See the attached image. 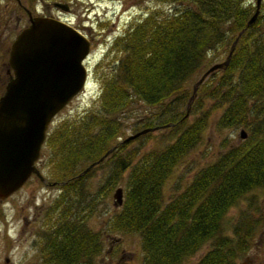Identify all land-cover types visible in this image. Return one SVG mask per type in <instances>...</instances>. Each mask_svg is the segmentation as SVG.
I'll list each match as a JSON object with an SVG mask.
<instances>
[{
	"label": "trees",
	"instance_id": "trees-1",
	"mask_svg": "<svg viewBox=\"0 0 264 264\" xmlns=\"http://www.w3.org/2000/svg\"><path fill=\"white\" fill-rule=\"evenodd\" d=\"M152 1L151 10L110 43L106 54L114 58L107 70L98 72L95 64L99 94L90 109L60 121L44 139L48 170L42 176L59 191L39 216L33 240L39 264H95L104 236L112 233L138 236L140 264H180L206 243L195 264H235L250 246L258 219L248 209L230 234L222 221L229 208L247 196L250 207L254 193L264 190V17L258 8L246 26L255 0ZM237 35L227 63L206 75L185 115L188 84L222 52L223 61ZM135 101L151 110L130 123L131 134L161 128L168 139L162 146L142 152L126 147L141 145L148 131L118 141L122 114ZM216 110V129L240 127L245 137L225 146L164 201V181L200 142ZM95 166L106 170L91 189L87 181ZM116 185L121 204L106 211L94 230L88 220Z\"/></svg>",
	"mask_w": 264,
	"mask_h": 264
},
{
	"label": "rangeland",
	"instance_id": "rangeland-1",
	"mask_svg": "<svg viewBox=\"0 0 264 264\" xmlns=\"http://www.w3.org/2000/svg\"><path fill=\"white\" fill-rule=\"evenodd\" d=\"M53 1L67 3L68 11L61 12L52 7ZM251 2L253 3L254 0ZM43 3L49 5L51 16L57 15L60 20L78 28L90 40L89 52L83 61L88 69L85 86L52 117L47 129L48 133L60 121L80 117L90 109L99 94L98 81L92 74L95 64H99L98 72L107 70L114 58L112 53L106 54L112 40L122 34L134 18L142 17L151 10L154 3L152 0H0V93L7 80L8 46L14 35L27 24L24 7L32 14L42 15L41 5ZM33 7L35 11L32 10ZM159 7L165 8L166 5L163 4ZM259 12L264 17V0L260 2ZM223 56L222 52L219 57H215L214 62L221 61ZM192 84L193 81L188 84L187 88H190ZM207 103L204 99V105ZM150 110L140 101L133 102L129 112L122 114L125 128L118 141L132 133L130 123L135 118L148 115ZM218 114V110L212 112L200 142L182 161L174 166L171 174L164 181L162 186L164 201H167L176 191H180L189 182L194 172L213 161L225 146L236 144L242 140L239 136L240 127L216 129L214 120ZM192 117V114L187 116L189 120ZM165 132L161 128L152 129L141 140V145L138 141H132L126 147L139 146V151L142 152L149 148L162 146L168 140L164 136ZM44 143L45 141L40 149L42 154L39 153L36 160V169L41 178L31 174L16 191L0 201V264L39 263V255L36 247L33 246L36 227L40 226L39 216L59 191L58 184L47 182L46 178L42 176L46 175L48 170L47 159L44 156L47 153ZM105 170L104 166H95L93 174L87 181L91 189L103 177ZM117 186L119 185L113 187L109 195L98 206L96 214L88 220V224L94 230L100 229L102 220L106 216L105 212L110 211L114 206L112 193ZM257 193L258 196H263L264 190H257L254 194ZM247 198L228 209L222 225L224 232L230 234V226L245 209H248L247 213L250 214L248 216L252 220L257 221L260 217L249 248L243 255L236 258L235 264H264V210H260L257 200H254L253 207L249 208ZM208 248V243L202 245L180 264H195ZM5 258L8 259V262H5ZM95 264H140L138 236L130 233L105 235L103 250L97 255Z\"/></svg>",
	"mask_w": 264,
	"mask_h": 264
},
{
	"label": "water",
	"instance_id": "water-1",
	"mask_svg": "<svg viewBox=\"0 0 264 264\" xmlns=\"http://www.w3.org/2000/svg\"><path fill=\"white\" fill-rule=\"evenodd\" d=\"M260 1L255 0L254 12L246 21V26L254 21ZM51 5L59 11L68 10L65 2L53 1ZM27 14V24L9 44L8 76L0 93V200L16 191L31 174L41 178L35 161L52 117L84 88L88 77L83 61L89 52V39L78 28L56 17L31 15L28 11ZM238 35L225 59L210 64L192 85L185 115L206 75L227 63ZM152 129L156 127L142 129L123 140ZM239 136L245 137L242 129ZM93 164L90 163L84 171ZM112 198L113 205L121 204V187L114 189ZM5 262H8L7 258Z\"/></svg>",
	"mask_w": 264,
	"mask_h": 264
},
{
	"label": "flooded vegetation",
	"instance_id": "flooded-vegetation-1",
	"mask_svg": "<svg viewBox=\"0 0 264 264\" xmlns=\"http://www.w3.org/2000/svg\"><path fill=\"white\" fill-rule=\"evenodd\" d=\"M42 15H51L50 14V12H49V5L48 4H46V3H43L42 5ZM24 10H25V13H26V15H27V18H28V14H27V11L28 10H26L25 9V7H24ZM33 11H35V8L33 7V9H32ZM31 15H36L35 13L34 14H32L30 11H28ZM55 17H57L58 18V16L56 15ZM28 22V21H27ZM24 27V26H23ZM7 73V72H6ZM253 199L256 201L257 200V202H259V205H260V210L261 211H263L264 210V195L263 196H258V193L257 194H254V197H253ZM1 201V200H0ZM253 203H254V201L250 204V207L249 208H252L253 207ZM246 210V209H245ZM259 220H260V217L258 218Z\"/></svg>",
	"mask_w": 264,
	"mask_h": 264
}]
</instances>
